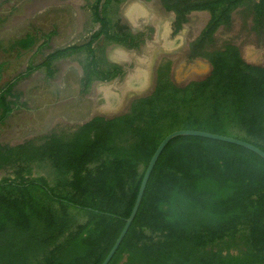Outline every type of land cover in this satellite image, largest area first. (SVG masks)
<instances>
[{
  "label": "trees",
  "instance_id": "trees-1",
  "mask_svg": "<svg viewBox=\"0 0 264 264\" xmlns=\"http://www.w3.org/2000/svg\"><path fill=\"white\" fill-rule=\"evenodd\" d=\"M245 1L254 4L259 30L264 0H194L186 8L210 13L191 48L192 57L209 61L205 78L178 86L160 71L153 92L136 99L126 114L95 116L67 136L49 135L40 144H0V168L15 167L13 178L0 181V264H101L132 210L151 156L173 131L231 136L264 151V65L245 62L232 44L198 52ZM100 3L91 8L100 27L86 43L55 49L5 83L6 63H0V125L20 104L16 85L38 67L52 75L58 58L87 52L82 82L88 88L97 66L93 42L102 36L114 39ZM38 33L0 43V48L20 57L42 39L37 51L50 49L52 33ZM215 103L221 104L217 114ZM44 161L58 176L55 186L43 177L27 178L31 166ZM79 215L84 217L80 222ZM108 264H264V159L209 138L171 139Z\"/></svg>",
  "mask_w": 264,
  "mask_h": 264
},
{
  "label": "rangeland",
  "instance_id": "rangeland-1",
  "mask_svg": "<svg viewBox=\"0 0 264 264\" xmlns=\"http://www.w3.org/2000/svg\"><path fill=\"white\" fill-rule=\"evenodd\" d=\"M94 1L0 0V18L3 20L0 25V43H9L24 35L32 26L39 27L42 31L54 30L55 42L49 43L48 50L24 51L20 57H17L15 52L6 53L0 48V63H6L1 83L8 82L23 73L29 61L37 66L52 49L71 44L69 42L74 35V19L77 13H81L84 20L81 23L83 30L79 31L77 38L84 40L93 28L89 7ZM128 1L130 0H119L118 5L112 4L110 6L112 15L118 16L119 10L114 7L119 8L121 4L129 3ZM181 1L190 2V0ZM147 5L157 10L161 8L159 0H152ZM253 7L252 1H245L234 9L230 23L220 26L209 44L198 52L219 50L227 44H232L238 47L245 62L264 65V23L259 30H256ZM163 14L166 15L165 17L169 15L166 12ZM189 14L186 16L184 25L181 26L184 42L180 43L179 47L174 49L175 51L156 49L148 88H144L139 95H129V100L116 112L105 111L107 101L101 93L102 89L97 88L100 85L98 82H92L84 90L81 78L83 65L87 62L85 54H76L53 61L52 75L48 74L47 68L38 67L34 73L21 80L15 87V91L21 95L20 104L0 125V144L16 146L26 141L40 144L49 135L67 136L95 116L111 118L126 114L136 99L153 92L160 71L178 86L208 76L211 70L208 59L203 56H193L189 59L188 54L192 50L191 42L198 39L200 30L208 22L210 14L204 10ZM93 48L99 59L104 58L110 61V51L114 49L113 46L108 43H96ZM158 69L161 70L158 71ZM124 78L125 75H119L115 80L106 81L109 82L106 85L110 86L118 80L124 81ZM113 92L119 93L116 89H113ZM220 109L221 104L215 103L213 106L215 114ZM14 169V166L1 167L0 181L13 178ZM29 177H43L51 186H55L58 180L55 170L45 161L33 164L31 173L27 175V178ZM76 218L80 222L84 217L79 215Z\"/></svg>",
  "mask_w": 264,
  "mask_h": 264
},
{
  "label": "crops",
  "instance_id": "crops-1",
  "mask_svg": "<svg viewBox=\"0 0 264 264\" xmlns=\"http://www.w3.org/2000/svg\"><path fill=\"white\" fill-rule=\"evenodd\" d=\"M95 1L89 7L91 12L90 20L93 26L90 33L85 37L84 40H79L77 38L79 31L83 30L81 23L84 22L82 14L77 13L74 19V35L71 36V41L69 42L71 44L67 46L86 43L87 37L100 27V23L94 20L91 9ZM150 1L152 0H130L128 1L129 3H126V5L121 4L119 8L114 7L119 10L118 16H114L112 15L110 10L112 7L110 6L112 4L118 5L119 0H101L100 11L108 21L109 33L110 35L114 36V39H107L106 37L102 36L93 43L94 45L96 43H108L110 46H113L114 49L110 51L111 54L109 62L104 58H100L103 63L99 57L96 56L94 51L95 58L97 59V66L94 73L91 75L90 84L92 82H98L101 85V88L100 85L97 88L102 89L101 93L107 101V105L104 108L105 111L109 110L116 112V110L118 111L121 109L122 106L119 103H122L121 96L123 93L120 87L125 83L126 79L129 78L130 73L133 72L131 75L132 84L128 86V90L126 91L128 92L127 94L139 95L144 88H148V82L151 79L152 73V60L156 49L168 51L171 49H177L180 43L184 42V38L181 33V26H183L185 23L184 21L187 20L186 16L190 15L189 13L193 11H202L186 9L190 2L193 3L194 0H190V2L187 3H183L181 0H159L161 8L158 10L147 5V3ZM164 12L169 13V15H167L168 17H165L166 15L163 14ZM205 25L200 30V33L204 29ZM38 31L39 36L52 33L48 43H55L53 40L54 30L42 31L41 28L32 26L30 30L24 33V35L28 32ZM42 41L43 40L41 39L38 41V43L40 44ZM39 44H37L33 50H36ZM53 50L55 49H52L51 51ZM149 50H152L150 54ZM76 54H85L87 61L89 60V54L84 51L76 52L58 59L67 58ZM86 64L87 62L85 65ZM85 65H83L82 68L83 76L81 80H83L85 76ZM160 70L161 69H158V71ZM113 72H117L118 74H111ZM119 75H125L124 81L118 80L114 81V83L110 86L106 85L109 83L106 81L115 80ZM113 89H116L119 93H114Z\"/></svg>",
  "mask_w": 264,
  "mask_h": 264
},
{
  "label": "water",
  "instance_id": "water-1",
  "mask_svg": "<svg viewBox=\"0 0 264 264\" xmlns=\"http://www.w3.org/2000/svg\"><path fill=\"white\" fill-rule=\"evenodd\" d=\"M90 119H88L87 121H89ZM87 121H85V122H87ZM84 123H82V124H84ZM177 136H197V137H204V138H209V139H213V140L231 143L234 145L244 147V148L254 152L258 156H260L262 159H264V151L263 150H261L259 147L255 146L249 142H246L242 139H238L235 137L220 135V134L211 133V132H207V131L187 130V129H180V130H176V131L169 133L167 136H165L162 139V141L159 143L156 150L154 151L153 155L151 156V158H150V160L146 166V169L143 173L142 180L140 182V186H139L138 193H137L134 205L132 207V210H131L129 216L126 218L125 224H124L120 234L118 235L113 246L111 247L110 251L108 252V254L106 255V257L104 258V260L102 261L101 264H108L109 261L111 260V258L113 257L114 253L116 252L117 248L119 247L121 241L123 240V238L126 235L131 223L133 222V220L135 218V215L137 213V210L140 206V203H141V200L143 197V193H144L147 181L149 179V176L153 170V167H154L159 155L161 154L164 147L168 144V142Z\"/></svg>",
  "mask_w": 264,
  "mask_h": 264
},
{
  "label": "flooded vegetation",
  "instance_id": "flooded-vegetation-1",
  "mask_svg": "<svg viewBox=\"0 0 264 264\" xmlns=\"http://www.w3.org/2000/svg\"><path fill=\"white\" fill-rule=\"evenodd\" d=\"M197 40V39H196ZM196 40H194L193 42H191V43H195L196 42ZM152 52V50H149V54ZM191 54H192V51H190L189 52V54H188V57H189V59H191V58H193L192 56H191ZM254 65H258V64H254ZM133 74V72L132 73H130V75H129V78H127L126 79V81H125V83L124 84H122L121 85V90H122V96H121V100H122V103H119L121 106H124L125 105V103L129 100V94H127L128 92H126L127 90H128V86H130V84H132V77H131V75Z\"/></svg>",
  "mask_w": 264,
  "mask_h": 264
}]
</instances>
